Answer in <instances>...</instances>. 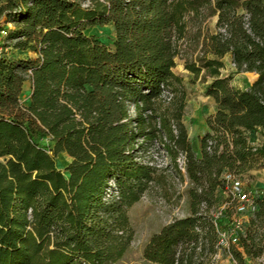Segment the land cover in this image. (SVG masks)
Listing matches in <instances>:
<instances>
[{"label":"trees","instance_id":"1","mask_svg":"<svg viewBox=\"0 0 264 264\" xmlns=\"http://www.w3.org/2000/svg\"><path fill=\"white\" fill-rule=\"evenodd\" d=\"M3 16L0 264H114L133 240L129 208L157 181L159 169L138 159L156 144L173 161L186 154L191 212L154 233L144 257L217 264L220 230L236 212L232 197L219 195L232 185L226 175L242 179L264 162V0H5ZM213 16L215 31L207 25ZM108 24L110 44L86 33ZM7 47L34 55L11 56ZM227 54L233 73L258 74L249 88L223 74ZM177 59L209 81L217 103L200 157L183 122L187 90ZM257 130L263 139L254 146L249 134ZM61 152L72 157L67 176L57 166ZM258 190L245 234L223 248L233 264L264 255ZM224 202L231 205L215 217Z\"/></svg>","mask_w":264,"mask_h":264},{"label":"rangeland","instance_id":"2","mask_svg":"<svg viewBox=\"0 0 264 264\" xmlns=\"http://www.w3.org/2000/svg\"><path fill=\"white\" fill-rule=\"evenodd\" d=\"M5 0H0V5ZM5 16L0 19V24H4ZM217 16H213L208 20V27L210 30L215 31L217 29ZM12 26L11 23L8 24ZM87 34H95L101 41L110 44L114 38V27L111 24L104 26H93L86 30ZM9 54H13L18 49H12L7 47ZM34 55V53H31ZM28 56V54L23 55ZM16 56V55H11ZM178 65L174 68L175 72L182 76L184 85L187 90L186 95V108L183 116V122L185 126L194 128V137L198 135V131H202V120L208 116L207 111L213 107V98L207 95V83L200 79H195L194 76L185 69L182 59H177ZM226 67L222 70L224 75H228L234 72L235 68L232 62L228 58H224ZM258 78V77H257ZM254 72L242 71L239 73H233L232 84L242 89L249 88L255 81ZM23 92L22 99L24 102ZM198 112V114H196ZM251 143H259L263 139V132L261 130L254 131L249 134ZM191 140V139H190ZM156 145H151L145 151L147 154L154 158L158 162L162 158L161 151ZM159 156V158L156 157ZM67 160L62 156L57 157V166L63 170V173L67 176L65 168L62 165L66 164ZM256 166L249 170L244 178L239 179L247 189H258L261 186L256 185L258 180H264V162L258 160ZM172 169H159L156 173L157 181L153 182L152 188L148 193L134 203L128 210L130 223L134 229V236L131 244L125 251L124 255L117 260L114 264H158L147 260L144 257V249L149 242L151 236L158 232L165 224L169 223L175 217H185L190 214V199L188 195V188L190 186L187 174L182 177L174 174ZM230 174V173H229ZM227 174V175H229ZM226 175V176H227ZM227 178H229L227 176ZM230 179V178H229ZM253 187V188H252ZM221 199L228 200L230 192L224 190L219 193ZM222 200V201H223ZM232 203V200H231ZM234 211H236L234 209ZM236 212H234L235 215ZM224 252V251H223ZM223 252L214 254L213 259L217 264H233V260L230 255H224ZM220 254V255H219ZM219 255V257H218ZM209 261V255L205 256V262ZM253 264H264V255L261 259L253 261Z\"/></svg>","mask_w":264,"mask_h":264},{"label":"built area","instance_id":"3","mask_svg":"<svg viewBox=\"0 0 264 264\" xmlns=\"http://www.w3.org/2000/svg\"><path fill=\"white\" fill-rule=\"evenodd\" d=\"M246 19H248V15L246 16ZM249 25L248 23L246 24ZM221 31L225 32V28H220ZM3 35H6L7 32L5 30L2 31ZM3 48L0 47V53L2 52ZM234 68L235 64L233 63ZM168 92L165 93L167 95ZM259 143H252L254 146H258ZM157 148L161 151L162 158L158 160H154L153 157L149 156L147 152L141 153L139 156V161L148 164L152 167H155L157 169H172L173 172L175 170H179L181 174H186V154L183 152L178 153L175 161H173V158L169 154L168 150L165 149L163 144H157ZM157 158H159L158 155H156ZM232 180V185L230 186L229 192L230 196L232 197V201L236 202V213L233 216L232 226L230 228L222 229L220 230V242L221 245L219 248V252H223V248L228 246L230 242H239V236L242 234H245L246 232V223L248 221V218L253 212L257 206L255 205V198L259 196L260 191L258 189H247L242 181H240L237 178H232V176L229 174L227 175ZM231 203L224 202L221 207H219L215 212L214 215L217 218H222L224 216V210L229 207ZM220 255V254H219ZM218 255V257H219ZM260 257L259 259H261Z\"/></svg>","mask_w":264,"mask_h":264},{"label":"crops","instance_id":"4","mask_svg":"<svg viewBox=\"0 0 264 264\" xmlns=\"http://www.w3.org/2000/svg\"><path fill=\"white\" fill-rule=\"evenodd\" d=\"M18 53H21L23 55H26V54L32 55L31 52L23 51V50H19V49L17 51H15L13 53V55H16L17 56ZM20 56H22V55H19L18 57H20ZM22 57H24V56H22ZM224 58H228V60L230 62H232V56H231V54H227ZM225 67H226V65H225ZM254 75H255V78L257 79L258 74L257 73H254ZM24 93H26L25 96H24V102L25 103H28V100H29V98L31 96V83H30V81H26L25 82ZM208 96L211 97V98H213L211 95H208ZM213 101H214L213 102V107L208 109V111L206 112L207 115H211V114H214L216 112L217 103H216V101H215L214 98H213ZM196 114H198V112H196ZM202 123H203L202 124V129L203 130L202 131H198V135L196 137H194V135H193V133L195 131L194 128L193 127L189 128L188 126L186 127L187 130H188V136L191 139V142L193 144L194 150L196 151V153H197V155L199 157L201 156V138L209 130V127H208L207 122H206V118H205L204 121L202 120ZM58 156H62L63 158H65L67 160V163L64 164V165H62V167H64V168L72 161V157L68 153H66V152H61ZM256 185L261 186V187H264V180H261V181L258 180L256 182ZM247 260H248V263L249 264H253V261L254 260H252L250 258H247Z\"/></svg>","mask_w":264,"mask_h":264}]
</instances>
